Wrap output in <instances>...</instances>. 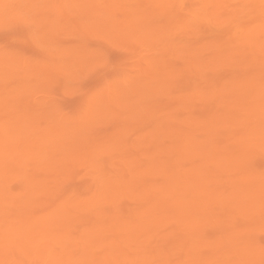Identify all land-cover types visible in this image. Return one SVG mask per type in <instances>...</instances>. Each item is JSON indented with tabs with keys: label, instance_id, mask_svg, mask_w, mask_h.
<instances>
[{
	"label": "rangeland",
	"instance_id": "rangeland-1",
	"mask_svg": "<svg viewBox=\"0 0 264 264\" xmlns=\"http://www.w3.org/2000/svg\"><path fill=\"white\" fill-rule=\"evenodd\" d=\"M261 23H264L263 0H0V264H188L186 248L193 245H186L190 236L181 223L183 212L192 209L187 207L188 200L184 201L188 211L180 210L182 203L178 208L174 199L168 200L165 207L171 211L173 206L174 212H167L171 217L155 223L147 234L137 232L144 223L141 217L152 203L157 205L160 201L159 189L165 175L153 163L159 158L158 153L169 149L172 139L168 135L179 141L190 136L204 140L203 130L197 132L193 127L205 116L220 114L223 96L220 91L228 87L232 82L228 78L235 75L234 65L229 62L233 52L239 53L243 63L239 69L261 74L264 83V52L258 51L254 41ZM113 25L119 27V32L117 29L110 32L108 27L112 29ZM249 38L252 41L247 43ZM244 55L248 60H244ZM210 60L214 68L212 64L206 65ZM198 63L200 67L195 66ZM206 66L212 67L213 72ZM172 70L176 75L167 76L168 72L173 74ZM164 72L168 80L161 76ZM155 76L160 78L157 81L167 82V86L161 84L163 87L157 91L153 84V88ZM139 77L145 81L149 78L145 84L150 90L148 85L145 89V84L135 82ZM255 80L257 83L253 79L252 85L256 88L260 79ZM206 87H211L208 92ZM179 94L185 102L180 104L185 108H180V104L177 107ZM211 94L218 100L214 96L215 100H202L205 95L210 99ZM174 98L178 99L173 105L176 108H170L177 109L176 113L168 111V105L175 103ZM172 111L175 121L171 118L173 113L169 114ZM175 127L181 131V137H174ZM221 132L222 137L212 143L235 151L233 147L239 146V139ZM263 152L250 153L251 161L239 165L251 166L250 173L264 175ZM172 160L167 159L170 165ZM183 164H186L183 169L191 167L189 161L184 160ZM215 165L209 167L217 170L222 166ZM171 169L168 167V171ZM232 177H223L222 181ZM233 179L240 187L249 184L244 175ZM224 191V197L231 192L228 187ZM234 205L233 201L229 206ZM261 208L257 214L252 212L250 218L234 216V226L229 229L235 232L234 236L240 231L251 234L255 251L254 247L251 252L248 250L251 253L248 259L239 258L241 245L233 243L228 247L233 253H226L227 247L222 249L223 253L201 249L198 264L205 260L216 264H224V260H229L226 264H264V206ZM174 209L179 211L177 216ZM213 213L210 221L201 223L204 242L223 241L232 216L228 209L216 208ZM114 218L118 219L116 224ZM94 234L101 235L100 239L95 240Z\"/></svg>",
	"mask_w": 264,
	"mask_h": 264
},
{
	"label": "bare ground",
	"instance_id": "bare-ground-1",
	"mask_svg": "<svg viewBox=\"0 0 264 264\" xmlns=\"http://www.w3.org/2000/svg\"><path fill=\"white\" fill-rule=\"evenodd\" d=\"M220 1V0H219ZM264 1V0H263ZM122 2V1H121ZM162 2V1H161ZM89 3V2H88ZM90 4V3H89ZM207 4V3H206ZM205 4V5H206ZM171 5V4H170ZM135 6V5H134ZM262 6V5H261ZM89 7H90V5H89ZM152 7V6H151ZM158 7V6H157ZM211 7V6H210ZM94 8V7H93ZM134 8V7H133ZM165 8V7H164ZM91 9V8H90ZM205 9V8H204ZM211 9V8H210ZM242 9V8H241ZM115 10V9H114ZM151 10V9H150ZM153 10V9H152ZM139 11V10H138ZM230 11V10H229ZM105 12V11H104ZM107 12V11H106ZM125 12V11H124ZM157 12V11H156ZM189 12V11H188ZM83 13V12H82ZM226 13V12H225ZM106 14H108V13H106ZM155 14V13H154ZM185 14V13H184ZM150 15V14H149ZM106 16V15H105ZM222 16V15H221ZM244 17V16H243ZM132 18V17H131ZM61 19V18H60ZM126 19V18H125ZM176 19V18H175ZM254 19V18H253ZM140 20H141V18H140ZM139 20V21H140ZM159 20V19H158ZM182 20V19H181ZM255 20V19H254ZM127 21H129V19L127 20ZM173 21H175V20H173ZM230 22V21H229ZM110 23V22H109ZM169 23V22H168ZM175 23V22H174ZM170 24V23H169ZM190 24V23H189ZM262 24V23H261ZM246 25V24H245ZM178 26V25H177ZM181 26V25H180ZM180 26H178L179 28H180ZM83 27V26H82ZM101 27V26H100ZM241 27V26H240ZM90 28V27H89ZM108 28H110L109 30H110V32L112 31L113 32V30H115V29H117V28H119V27H117V26H112V29H111V26H109ZM182 28H184V27H182ZM257 28V27H256ZM160 29V28H159ZM170 29V28H169ZM187 29V28H186ZM241 29V28H240ZM239 29V30H240ZM254 29V28H253ZM118 30V29H117ZM117 30H115L116 32H117ZM167 30V29H166ZM196 30V29H195ZM114 31V32H115ZM155 31H157V30H155ZM161 31V30H160ZM187 31V30H186ZM256 31V30H255ZM258 36L256 37V39L254 40L255 42H256V48L258 49V51L260 50V51H262V52H264V23L261 25V26H259V28H258ZM118 32H119V30H118ZM144 32V31H143ZM152 32L153 31H151V34H152ZM159 32V31H158ZM178 32V31H177ZM148 33V32H147ZM252 33V32H251ZM134 34V33H133ZM156 34V33H155ZM158 34V33H157ZM166 34V33H165ZM176 34V33H175ZM159 35V34H158ZM163 35V34H162ZM150 36V35H149ZM164 37V36H163ZM255 37V36H254ZM117 38V37H116ZM148 38V37H147ZM135 39V38H134ZM167 39V38H166ZM164 40V39H163ZM247 40V39H246ZM127 41H128V39H127ZM165 41V40H164ZM252 40H251V38H249L248 39V41H247V43H250ZM253 41V42H254ZM163 42V41H162ZM120 43V42H119ZM126 43V42H125ZM141 43V42H140ZM214 43V42H213ZM165 44V43H164ZM216 44H217V42H216ZM243 44V43H242ZM255 44V43H254ZM142 45V44H141ZM245 45V44H244ZM143 46V45H142ZM194 46V45H193ZM123 47V46H122ZM162 47V46H161ZM233 48H234V46H232ZM239 47V46H238ZM244 47V46H243ZM165 48V47H164ZM250 48V47H249ZM172 49H174V48H172ZM171 49V50H172ZM186 49V48H185ZM205 49V48H204ZM208 49V48H207ZM242 49V48H241ZM136 50V49H135ZM243 50H244V48H243ZM242 50V51H243ZM196 51V50H195ZM203 51V50H202ZM214 51V50H213ZM230 51V50H229ZM232 51V50H231ZM237 51V50H236ZM98 52V51H97ZM166 52V51H165ZM247 52V51H246ZM250 52V51H249ZM100 53V52H99ZM184 53V52H183ZM238 53V52H237ZM237 53H235V52H233V54L231 55V60H229V62L230 63H232V65H234L233 66V68H235L234 69V72H233V74H235V75H232V77H229L228 79H229V81H232V82H230V84H227V82H224V83H226L227 85H228V87L226 86V89H221L222 87H223V85H225V84H220L222 87L220 88L222 91H220V89L218 90V91H220L221 93H220V95H223L222 96V98H221V101L219 102L220 104H219V109H221V112H220V114L219 115H216V114H213V116L212 117H208L207 116V118H205L204 117V119L203 120H200V121H198V123L197 122H195V123H197V124H195L196 126H194V125H192V127L193 128H195L194 130H196L197 131V129H198V131H200L201 132V130H203V132L205 133V138H204V140H200L198 137H195V136H190V137H186V138H184V139H182L181 140V138H180V141L179 140H175L174 138H173V136H172V138H170V136L171 135H168V132L169 131H167V134H165V135H168L169 136V140H171L172 139V141H171V144H170V147H169V149H166L165 147V151H164V153H162L161 152V154L160 153H158L159 154V158L157 159V161H156V159H155V161H154V159H153V161H154V163L153 164H155V163H157V167H158V169L161 171V172H163V174L165 175L164 176V182L162 183V185L160 186V189H159V193H160V196H159V200L161 201H159V203L157 202V205L156 204H151V206L147 209V211H146V213H144V214H146V215H143V217H141L142 219V222H144L143 224H141L142 226H141V228H138V230H137V232H140L141 230L143 231V233H145V234H147L148 232H150V230L152 229V227L154 226V224L155 223H162L163 221H166L169 217H171L170 215H168L167 216V212H171V211H173V206H172V210L170 211V210H168V209H166V207H167V201L168 200H170L171 199V201H172V199H174L173 200V202L174 201H176L177 202V204L179 205V204H181L182 206V208H180V205L178 206V208H180V210L181 209H183V208H185L184 207V205H185V202L184 201H186V200H188V202H186V204L188 203V205L189 206H187L188 208L190 207V209L192 208L193 209V211H192V209L189 211V212H186L185 211V209H187V211L189 210L188 208H185L184 209V211L186 212L185 214H184V212H183V214H182V218H181V215H180V218L182 219V222L181 221H179V223L181 222V223H183L182 225L184 226V228H185V230L187 231V236H190L189 238H190V240L189 241H187V243H186V245L188 244H190V245H193V247L192 248H186L187 250V252H185V253H187V259H188V264H198L199 263V261H201V258H202V255L200 254V250L201 249H209V250H217V251H219V253H220V250L222 251V253L224 252L223 250L227 247V249H228V247L230 248V246L229 245H231V244H233V243H239L241 246H238L239 248H240V256H239V258L242 260V261H244L245 260V258L246 259H248V257H249V255L251 254L250 252H251V250L253 249V247H254V244L252 245V239H250V232L248 233V234H250V235H246L247 234V232L245 233V232H243V231H240L239 233L237 232V235L238 234H240V235H236L235 234V236L233 235L235 232H232V231H229V229L230 228H232L233 226H234V221H235V219H234V216H236V215H238V214H240L241 216H244V215H246V218H250V215L252 214V212H254L255 211V213L257 214L259 211L258 210H260V209H262L261 207H263L264 206V175L263 174H259V173H250V171H252V170H250V167L248 166V167H246L245 165L244 166H242L241 164V167H240V165H239V163H242V162H248L249 160H250V157L252 156H250L249 157V154L250 153H252L253 155H254V153L253 152H257L258 153V151H264V83L262 84L261 82H263V81H261V79H263V77L261 78V74H257L256 73V75H253V74H251V73H245L242 69H239V68H241V65H243V63L242 62H240V60H239V53L237 54ZM163 54V53H162ZM165 54H167V53H165ZM251 54V53H250ZM159 55V54H158ZM171 55H173V54H171ZM161 56V55H160ZM163 56H164V54H163ZM200 56V55H199ZM227 56V55H226ZM229 56H230V53H229ZM228 56V57H229ZM177 57V56H176ZM196 57V56H195ZM253 57V56H252ZM263 57V56H262ZM82 58V57H81ZM168 58V57H167ZM172 58V57H171ZM199 59L200 58H202V57H198ZM204 58H206V57H204ZM215 59H217L216 57H214ZM214 58H213V60H214ZM256 58V57H255ZM219 59V58H218ZM254 59V58H253ZM260 59V58H259ZM192 60V59H191ZM202 60V59H201ZM212 60V59H211ZM210 60V61H211ZM212 60V61H213ZM244 60H248V59H246L245 58V55H244ZM256 59H254V61H255ZM68 61V60H67ZM199 62H200V60H198ZM212 61H211V63H207L206 65H210V64H212ZM241 61H242V59H241ZM250 61V60H249ZM263 61V60H262ZM143 62V61H142ZM158 63V62H157ZM156 63V64H157ZM205 63V62H204ZM213 63H215L214 61H213ZM248 63V62H247ZM246 63V64H247ZM264 63V62H263ZM150 64V63H149ZM155 64V65H156ZM249 65H251L252 63H248ZM260 64H261V62H260ZM135 65H136V63H135ZM160 65V64H159ZM159 65H157V66H159ZM194 65V64H193ZM198 66L199 65V63L198 64H195V66ZM230 65V64H229ZM248 65V66H249ZM262 65V64H261ZM157 66H155V67H157ZM201 66V64L198 66V67H200ZM212 66H213V64H212ZM257 66V65H256ZM133 67H135V66H133ZM169 67V66H168ZM207 68H208V66H206ZM251 67V66H250ZM162 68V67H161ZM195 68V67H194ZM202 68V67H201ZM204 68V67H203ZM202 68V70H204ZM206 68V70H205V73H206V71H207V73H208V69ZM212 70H213V68H214V66H213V68L212 67H210ZM257 68V67H256ZM136 69V68H135ZM172 69V68H171ZM211 69H209L210 71H212ZM165 71H166V68L164 69ZM191 70V69H190ZM201 70V71H202ZM193 71H194V69H193ZM196 71H198L197 69H196ZM263 71V70H262ZM168 72V71H167ZM178 72V71H177ZM199 72V71H198ZM213 72V71H212ZM255 71L253 70V73H254ZM57 73V72H56ZM172 73H173V70H172ZM201 73V72H200ZM207 73H206V76H207ZM124 74V73H123ZM156 74V73H155ZM169 74H170V76L171 75H173V76H175L176 74H175V71H174V73L173 74H171L170 72H168V74L166 73V75L167 76H169ZM175 74V75H174ZM186 74H188L187 72H186ZM196 74H198V73H196ZM213 74V73H212ZM152 75V74H151ZM159 75V74H158ZM157 75V76H158ZM163 75H165V72L161 75V76H163ZM199 75V74H198ZM209 76H210V74H208ZM157 76H155V77H157ZM160 76V75H159ZM158 76V77H159ZM160 76V77H161ZM164 77L166 80H168L167 78L168 77ZM173 76H172V79L174 80V78H173ZM190 76H192V74L191 75H189V77ZM229 76V75H228ZM156 78L155 79V81L156 82H151V80H150V82L152 83L151 84V86L154 84V85H156V90L158 89V90H160V88L161 87H163V85H165L166 84V86H167V82H165V84L163 83L164 81L162 80V79H164L163 77H161L162 79L161 80H158L157 81V79H160V78ZM199 76H197V78H198ZM211 77V76H210ZM215 77V76H214ZM224 77V76H223ZM170 78V77H169ZM227 78V77H226ZM230 78H231V80H230ZM255 78H259L260 79V84L258 85V87L256 86V88L255 87H253V85H252V80L254 79V81H255V84L257 83L256 82V80H255ZM137 79V78H136ZM135 79V82H137V81H139V83L137 82V84L138 85H144L145 84V82L149 79V78H147V80L145 81L144 79L145 78H143L142 79V77L140 78H138L137 80ZM212 79H214L213 77H212ZM140 80H143L144 81V83L143 84H141V81ZM153 80H154V75H153ZM185 80V79H184ZM162 83H161V82ZM172 81V80H171ZM170 80H169V82H171ZM208 81V80H207ZM228 81V80H227ZM129 82V81H128ZM133 82V81H132ZM131 81H130V84L132 83ZM199 82V81H198ZM211 82V81H210ZM147 83H149V80L147 81ZM145 84L144 85V87H145V89H149V85L148 84ZM158 83H160L158 86H159V88H158V86H157V84ZM175 83V80H174V82L172 83V85ZM212 83V82H211ZM213 83H214V81H213ZM116 84V83H115ZM133 84V83H132ZM136 84V83H135ZM161 84H163V85H161ZM146 85H148V87L146 88ZM152 86L153 88H155V86ZM186 85H187V83H186ZM210 85V84H209ZM208 85V86H209ZM134 86V85H133ZM169 86V85H168ZM171 86V85H170ZM176 86V85H175ZM210 86H213V85H210ZM217 86V85H216ZM216 86H214V89H215V87ZM126 87H127V85H126ZM143 87V88H144ZM165 87V86H164ZM173 86H171V88H172ZM181 87V86H180ZM132 88V87H131ZM137 88V87H136ZM165 88H168V87H165ZM177 88V87H176ZM175 88V89H176ZM210 88L211 87H208V89L210 90ZM145 89H144V91H145ZM163 89V88H162ZM161 89V90H162ZM174 89V90H175ZM180 89V88H179ZM201 89V88H200ZM206 89H207V87H206ZM205 89V90H206ZM206 90V92H208L209 90ZM218 89V88H217ZM29 90V89H28ZM134 90H135V88H134ZM133 90V91H134ZM140 90V92H142L141 91V89H139ZM150 90V89H149ZM154 90V93L156 92V90L155 89H153ZM153 90H151L152 92H153ZM157 90V91H158ZM164 90V89H163ZM166 90V89H165ZM168 90H170L169 88H168ZM167 90V92L169 93V91ZM182 90V89H181ZM180 90V93H182V91ZM136 91V90H135ZM176 91V90H175ZM175 91H174V93H175ZM200 91V90H199ZM198 91V92H199ZM213 91V87H212V89H211V92ZM130 92V94H131V92L132 91H129ZM128 92V93H129ZM139 92V93H140ZM163 92V94H164V91H162ZM179 92V91H178ZM224 92L225 93H227L226 94V96H224L225 94H224ZM136 93V92H135ZM149 93H150V91H149ZM148 93V94H149ZM153 93V94H154ZM157 93V92H156ZM213 93H216V96H217V92H213ZM133 94V96H137V95H135L134 93H132ZM131 94V95H132ZM176 94V93H175ZM185 94V93H184ZM187 94V93H186ZM185 94V95H186ZM199 94V93H198ZM206 94H210V92L209 93H206ZM219 94V93H218ZM106 95V94H105ZM126 95H129V94H126ZM159 95V94H158ZM158 95H156V96H158ZM161 95V94H160ZM167 95V94H166ZM174 95V94H173ZM185 95H184V97H185ZM200 95V94H199ZM109 95H106V97H108ZM130 96V95H129ZM154 96V95H153ZM155 96V97H156ZM162 96V95H161ZM170 96V95H169ZM177 96V95H176ZM175 96V97H176ZM181 96H183V95H181ZM189 96V95H188ZM193 96V95H192ZM203 97H205V99H202V100H206V98H207V100L206 101H208V100H211V99H213V100H218L217 98H216V96L215 95H212L211 94V98L209 99L208 97L209 96H207V95H202ZM212 96H214V98H212ZM126 98V100L127 101H125V102H127V104H129L128 103V100L129 99H127V96H125ZM131 97V96H130ZM140 97V96H139ZM147 97V96H146ZM167 97V96H166ZM180 97V94L178 95V97H176V98H179ZM187 97V96H186ZM202 97V98H203ZM218 97H219V95H218ZM109 98V97H108ZM189 98V97H188ZM192 98V97H191ZM194 98V97H193ZM192 98V99H193ZM119 99V98H118ZM139 99V98H138ZM142 99V98H141ZM146 99V98H145ZM149 99V98H148ZM153 99V98H152ZM167 99H169V98H167ZM166 99V100H167ZM175 99V98H174ZM91 100V99H90ZM113 100V99H112ZM132 100V99H131ZM156 100H157V98H156ZM159 100H160V98H159ZM109 101V100H108ZM145 101V100H144ZM154 101V100H153ZM152 101V102H153ZM164 101V100H163ZM178 102V99H175V103L172 101V106H169L168 105V108H169V110L168 111H171V110H173V111H177V109H175L176 108V106H173L174 104L176 105V103ZM189 101V100H188ZM212 101V100H211ZM26 102V101H25ZM130 102V101H129ZM180 102H181V104L182 105H185V102H184V100L183 99H180L179 98V103H177V107H179L181 104H180ZM192 104H193V102H192V100L190 101ZM198 102V101H197ZM205 102V101H204ZM164 103H166V102H164ZM163 103V104H164ZM167 103H168V101H167ZM169 103H171V102H169ZM103 105H104V103H102ZM136 104H138V103H136ZM141 105H142V102L140 103ZM180 104V105H179ZM203 104V103H202ZM206 104V103H205ZM87 105V104H86ZM156 105V104H155ZM181 105V106H182ZM199 105V104H198ZM118 106V105H117ZM137 106V105H136ZM146 106V105H145ZM161 106V105H160ZM167 106V105H166ZM165 106V107H166ZM191 106V105H190ZM193 106H194V104H193ZM16 107V106H15ZM48 107V106H47ZM129 107V106H128ZM156 107V106H155ZM170 107H175L174 109L172 108H170ZM28 108V107H27ZM152 108V107H151ZM180 108H185V107H180ZM196 108V107H195ZM244 108V109H243ZM120 109H123V108H121L120 107ZM119 109V110H120ZM136 109V108H135ZM138 109V108H137ZM136 109V110H137ZM140 109V108H139ZM167 109V108H166ZM191 109V111H192V107L190 108ZM194 109V108H193ZM218 109V110H219ZM100 110V109H99ZM118 110V111H119ZM135 110V111H136ZM181 110V109H180ZM202 110V109H201ZM218 110H216V112L218 111ZM101 111V110H100ZM117 111V112H118ZM132 111V110H131ZM133 111H134V108H133ZM141 111H142V109H141ZM153 111H154V109H153ZM152 111V112H153ZM160 111V110H159ZM165 111V110H164ZM173 111L171 112V113H169V114H172L173 113ZM176 111L174 112V113H176ZM86 112V111H85ZM94 112V111H93ZM154 112H156V111H154ZM197 112V111H196ZM174 113L172 114V116H171V118L173 117V115H174ZM206 113H208L209 114V112H206ZM99 114V113H98ZM117 114V113H116ZM119 114V113H118ZM131 114V113H130ZM148 114V113H147ZM158 114V113H157ZM165 114H166V112H165ZM211 114V113H210ZM53 115V114H52ZM100 115V114H99ZM99 115H98V118H99ZM154 115V114H153ZM178 115V114H177ZM104 116V115H103ZM119 116H121L120 114H119ZM161 116V115H160ZM164 116V115H163ZM9 117H11V116H9ZM92 117H94V116H92ZM102 117V116H101ZM100 117V118H101ZM123 116H121V118H122ZM130 117V116H129ZM135 117H137L136 115H135ZM162 117V116H161ZM165 117V116H164ZM168 117V116H167ZM177 117L178 116H176V120H177ZM188 117V116H187ZM198 118H199V116H197ZM103 118V117H102ZM118 118V117H117ZM174 118V117H173ZM172 118V119H173ZM179 118V117H178ZM181 118V117H180ZM189 118V117H188ZM35 119V118H34ZM33 119V120H34ZM47 119V118H46ZM93 119V118H92ZM105 119V117L103 118V120ZM107 119V118H106ZM96 120V119H95ZM100 120H102V119H100ZM174 120V119H173ZM182 120V119H181ZM180 120V121H181ZM12 121V120H11ZM119 121V120H118ZM130 121H131V119H130ZM171 121V120H170ZM175 121V120H174ZM178 121V120H177ZM177 121H176V123H177ZM179 121V122H180ZM197 121V120H196ZM41 122V121H40ZM164 122H165V120H164ZM163 122V123H164ZM167 122V121H166ZM184 122H187V120H185ZM192 122V121H191ZM193 122H194V120H193ZM12 123V122H11ZM30 123H31V121H30ZM138 123V122H137ZM159 123V122H158ZM128 124V123H127ZM142 124V123H141ZM22 125V124H21ZM160 125V124H159ZM178 125V124H177ZM10 126V125H9ZM13 126V125H12ZM70 126H71V124H70ZM165 126V125H164ZM163 126V127H164ZM172 126V125H171ZM173 126H175V125H173ZM188 126H190V125H188ZM32 127H33V124H32ZM130 127V126H129ZM160 127H161V125H160ZM167 127V126H166ZM187 127V126H186ZM106 128V127H105ZM104 128V129H105ZM165 128V127H164ZM11 129V128H10ZM95 129V128H94ZM148 129V128H147ZM154 129V128H153ZM161 129V128H160ZM174 129L176 130L177 129V131H176V133H174V134H176L174 137H181V134L182 133H180L181 131H178V128H173V131H174ZM181 129V128H180ZM32 130H33V128H32ZM102 130V129H101ZM119 130V129H118ZM155 130V129H154ZM153 130V131H154ZM156 130H157V126H156ZM164 130V129H163ZM123 131H124V129H123ZM152 131V132H153ZM160 131V130H159ZM197 131V132H198ZM221 131H225L226 132V134H228V135H230L231 137H236V138H238L239 139V141H240V144H239V146H235V147H233V148H235L236 150L235 151H233V150H231V151H229V150H226V149H222V148H220L217 144L215 145V144H213L212 142L214 141V140H219L222 136H221ZM6 132V131H5ZM33 132V131H32ZM102 132V131H101ZM184 132V131H183ZM185 132H187V130L185 131ZM190 132V131H189ZM195 132V131H194ZM202 132V133H203ZM96 133V132H95ZM149 133V132H148ZM151 133V132H150ZM154 133V132H153ZM171 133H173V132H171ZM188 133V132H187ZM3 134V133H2ZM85 134V133H84ZM191 134V133H190ZM5 135V134H4ZM118 135H119V132H118ZM149 134H147V136H148ZM153 135V134H152ZM151 135V136H152ZM164 134H163V132H162V136H163ZM146 136V137H147ZM159 136V135H158ZM31 137V136H30ZM81 137V136H80ZM150 137V136H149ZM154 137V136H153ZM226 137H227V135H226ZM82 138V137H81ZM114 138V137H113ZM156 137H154V139H155ZM159 138V137H158ZM162 137H160V139H161ZM31 139H32V137H31ZM115 139H118V138H116V136H115ZM153 139V140H154ZM159 139V140H160ZM146 140V139H145ZM151 140V139H150ZM165 140V139H164ZM32 141H34V140H32ZM32 141H28L29 143H34V142H32ZM114 141V140H113ZM163 141V140H162ZM237 141V140H236ZM72 142V141H71ZM112 142V141H111ZM152 142V145H153V141H151ZM154 142H156V141H154ZM25 143V142H24ZM109 143V142H108ZM148 143V142H147ZM160 143V142H159ZM164 143V142H163ZM166 143V142H165ZM215 143H216V141H215ZM34 144H36V143H34ZM33 144V145H34ZM88 144V143H87ZM31 145V144H30ZM70 145V144H69ZM150 145V144H149ZM149 145H147V146H149ZM225 145V144H224ZM155 146H158V145H155ZM155 146H153V147H155ZM161 146H162V144H161ZM1 148H2V146H0ZM163 147V146H162ZM113 148H115V146L113 147ZM39 149V148H38ZM62 149H63V147H62ZM160 149V148H159ZM160 149V150H161ZM105 150V149H104ZM118 150V149H117ZM159 150V151H160ZM22 151H23V149H22ZM116 151V150H115ZM154 151H155V149H154ZM23 153V152H22ZM119 153V152H118ZM130 153V152H129ZM151 153V152H150ZM156 153H157V151H156ZM256 153V154H257ZM264 153V152H263ZM15 154V153H14ZM98 155V154H97ZM121 155H122V153H121ZM161 155H165V156H161ZM22 156V155H21ZM105 156V155H104ZM103 156V157H104ZM119 156V155H118ZM153 156V155H152ZM156 156V155H155ZM168 156L171 158V156H172V158H174V157H176V158H174L173 160H174V162H172L171 163V165H170V163H168V161H167V159L170 161V160H172V158L170 159V158H168ZM81 157V156H80ZM150 157V156H149ZM97 158V157H96ZM151 159H152V157H151ZM172 160V161H173ZM181 160H183L182 162L184 163V160H186V161H189L190 162V165H191V167L189 168V169H183L182 167H183V163H180V164H178ZM122 161V160H121ZM128 161V160H127ZM152 161V162H153ZM251 161V160H250ZM29 162V161H28ZM151 162V163H152ZM174 163V164H173ZM213 164H216V165H218V164H220V165H222L219 169L220 170H218V168H217V170H213L212 168H210L209 167V165L211 166V165H213ZM186 165V164H185ZM184 165V166H185ZM215 165V166H216ZM237 165V166H236ZM239 165V166H238ZM247 165V164H246ZM251 165V164H250ZM254 165V164H253ZM99 166H101V165H99ZM155 166V167H156ZM170 166H171V170H169L168 171V167H169V169H170ZM219 166V165H218ZM116 167V166H115ZM141 167V166H140ZM181 168L180 170H177L176 168ZM214 167V166H213ZM138 169V168H137ZM176 169V170H175ZM214 169H216V168H214ZM251 169H252V167H251ZM30 170V169H29ZM140 170V169H139ZM234 170H237V171H234ZM159 172V171H158ZM231 172H234V173H236V174H234V176H233V174L231 175ZM136 173V172H135ZM138 173V172H137ZM239 173V174H238ZM162 174V175H163ZM116 175V174H115ZM148 175V174H147ZM237 175H244V178H245V180L249 183V184H247L246 186H242V187H240L239 185H237V183H236V180H234L233 179V177H235V176H237ZM143 176V175H142ZM232 177V178H230V179H228V181L227 182H223L222 181V178L223 177H226V178H228V177ZM133 177V176H132ZM145 177V176H144ZM113 178V177H112ZM242 178V177H241ZM136 179V178H135ZM142 179H143V177H142ZM6 181V180H5ZM131 182V181H130ZM145 182V181H144ZM137 184V183H136ZM116 186V185H115ZM125 186V185H124ZM144 186H146L145 184H144ZM141 187H143V186H141ZM150 187V186H149ZM224 187H228V189H230L231 190V192L226 196V197H224L223 195H224V193H225V191H224ZM119 188V187H118ZM1 189V188H0ZM113 189V188H112ZM126 189V188H125ZM141 189V188H140ZM158 189V188H157ZM114 190V189H113ZM148 190V189H147ZM111 191V190H110ZM150 191H152V189L150 190ZM124 192H126V191H124ZM133 192V191H132ZM145 192V191H144ZM148 192V191H147ZM111 193V192H110ZM149 193V192H148ZM113 194H114V192H113ZM115 194H116V190H115ZM119 194V193H118ZM131 194V193H130ZM146 194V193H145ZM86 195V194H85ZM109 195V194H108ZM107 195V196H108ZM122 195V194H121ZM111 196V195H110ZM114 196H117V195H114ZM150 196V195H149ZM1 198H3V197H1ZM114 198H116V197H114ZM118 198V197H117ZM147 198V197H146ZM151 198H152V196H151ZM154 198H155V196H154ZM4 199V198H3ZM32 199V198H31ZM5 200V199H4ZM3 200V201H4ZM108 200H109V198H108ZM111 200V199H110ZM148 200V199H147ZM6 201V200H5ZM150 201V200H149ZM153 201V200H152ZM234 201V203H235V205L234 206H229L230 205V203L231 202H233ZM19 202V201H18ZM176 202H174L175 204H176ZM107 203V202H106ZM111 203V202H110ZM169 203H170V201H169ZM173 203V204H174ZM6 204V203H5ZM19 205V204H18ZM165 205H166V207H165ZM262 205V206H261ZM72 206V205H71ZM79 206V205H78ZM176 206V205H175ZM174 206V208H176ZM76 207V206H75ZM169 207H171L170 205H168V208ZM259 209H258V208ZM216 208H220V209H228L230 212H231V218L229 217V219H228V222H227V226H226V230H225V235H224V237H225V239L223 240V241H221V240H216L215 242H213V243H210V242H204V238L205 237H203L202 236V229H201V226H202V224L201 223H203V221H210V218L212 219V217H214L215 216V214L213 213V209H216ZM66 209V208H65ZM81 209V208H80ZM103 209V208H102ZM246 209H247V211H246ZM84 210V209H83ZM167 210V211H166ZM175 210V215H176V213L177 212H179V211H176V209H174ZM178 210V209H177ZM1 211H2V208H1ZM182 211V210H181ZM180 211V213H182ZM192 211V212H191ZM263 211V210H262ZM174 212V211H173ZM0 213H2V212H0ZM97 213V212H96ZM263 213H264V211H263ZM143 214V213H142ZM159 214V215H158ZM13 215V214H12ZM18 215H19V213H18ZM35 215V214H34ZM178 215V214H177ZM176 215V216H177ZM259 215V214H258ZM53 216V215H52ZM157 216H158V218L160 217L161 219H158L157 218ZM174 216V215H173ZM249 216V217H248ZM113 217H117V216H113ZM119 217V216H118ZM157 218V219H154V218ZM16 218V217H15ZM20 217H18V219H19ZM51 218V217H50ZM82 218V217H81ZM92 218V217H91ZM109 218V217H108ZM108 218H106L107 220H108ZM176 218V217H175ZM113 219V218H112ZM111 219V217L109 218V220H112ZM177 219H178V217H177ZM232 219V220H231ZM260 219V218H259ZM263 219V218H262ZM20 220H21V218H20ZM56 220V219H55ZM115 220V221H114ZM114 224H116L117 223V220L118 219H115L114 218ZM234 220V221H233ZM18 221V220H17ZM41 221V220H40ZM178 221V220H177ZM5 222V221H4ZM172 222V221H171ZM18 223V222H17ZM260 223V222H259ZM262 223H264V221L262 222ZM91 224V223H90ZM156 224V225H157ZM201 224V225H200ZM28 225V224H27ZM199 225V226H198ZM233 225V226H232ZM7 226V225H6ZM110 226V225H109ZM123 226V225H122ZM121 226V227H122ZM186 226V227H185ZM13 227V226H12ZM124 227V226H123ZM260 227V226H259ZM262 227V226H261ZM19 228V227H18ZM27 228V227H26ZM30 228V227H29ZM31 228H32V226H31ZM112 228V227H111ZM154 228H155V226H154ZM250 228V227H249ZM264 228V227H263ZM108 229H110L109 227H108ZM98 230V229H97ZM19 231H21V230H19ZM32 231V230H31ZM44 231V230H43ZM51 231V230H50ZM79 231V230H78ZM123 231V230H122ZM142 231L140 232V234L139 235H141V234H143L142 233ZM148 231V232H147ZM42 232V231H41ZM124 232V231H123ZM134 232V231H133ZM231 232V233H230ZM126 232H124V234H125ZM126 234H128V233H126ZM62 235V234H61ZM114 235V234H113ZM130 235V234H129ZM149 235V234H148ZM33 236V235H32ZM93 237H95V240H99L100 239V237H101V235H96V234H94V235H92ZM133 236L134 237H137L135 234H133ZM162 236V235H161ZM58 237V236H57ZM139 237V236H138ZM216 237V236H215ZM223 237V238H224ZM60 238V237H59ZM89 238V237H88ZM180 238V237H179ZM188 238V239H189ZM47 239V238H46ZM69 239V238H68ZM60 240V239H59ZM46 241V240H45ZM64 241V240H63ZM79 241H81V240H79ZM93 241V240H92ZM127 241V240H126ZM161 241V240H160ZM186 241V240H185ZM20 242V241H19ZM23 242V241H22ZM36 242V241H35ZM74 242V241H73ZM87 242V241H86ZM128 242H130V243H132V242H134L133 240H128ZM91 243V242H90ZM24 244V243H23ZM72 244V243H71ZM134 244V243H133ZM174 244V243H173ZM5 245V244H4ZM80 245V244H79ZM97 245V244H96ZM118 245V244H117ZM235 245V244H234ZM238 245V244H237ZM251 245H252V247H251ZM18 246V245H17ZM158 246V245H157ZM130 247V246H129ZM45 249V248H44ZM85 250H86V248H84ZM104 249V248H103ZM150 249V248H149ZM223 249V250H222ZM225 250L226 251V253L229 251V249L228 250ZM250 249V252L248 251ZM77 250V249H76ZM153 250V249H152ZM157 250V249H156ZM230 250H233V247L230 249ZM248 251V252H247ZM254 251H255V247H254V249H253V253H254ZM109 252V251H108ZM147 252H148V250H147ZM169 252V251H168ZM230 252H232V251H229V253ZM83 253V252H82ZM157 253V252H156ZM171 253H172V251H171ZM233 253V252H232ZM250 253V254H249ZM75 254V253H74ZM111 254V253H110ZM150 254V253H149ZM204 254H206V253H204ZM28 255V254H27ZM101 255V254H100ZM223 255V254H222ZM66 256V255H65ZM83 256V255H82ZM152 256V255H151ZM161 256H163L162 254H161ZM210 256H212V255H210ZM215 256V255H214ZM213 256V257H214ZM223 256H226V254L225 255H223ZM28 257V256H27ZM38 257V256H37ZM136 257V256H135ZM164 257V256H163ZM227 257V256H226ZM224 258V257H223ZM228 258V257H227ZM46 259V258H45ZM49 259V258H48ZM145 259H147V258H145ZM150 259V258H149ZM225 259V258H224ZM244 259V260H243ZM65 260V259H64ZM110 260V259H109ZM136 260H137V258H136ZM213 260V259H212ZM219 260V259H218ZM250 260V259H249ZM248 260V261H249ZM85 261H86V259H85ZM151 261V260H150ZM164 261V260H163ZM170 261V260H169ZM179 261V260H178ZM217 261V260H216ZM225 261L228 263V261L229 260H224V264H226L225 263ZM21 262H23V261H21ZM155 262V261H154ZM182 262V261H181ZM40 263V262H39ZM63 263V262H62ZM161 263V262H160ZM176 263V262H175ZM232 263V262H231ZM242 263H244V262H242ZM242 263H240V264H242ZM25 264V263H24ZM174 264V263H173ZM177 264V263H176ZM202 264H216V262L215 261H211V262H208V261H204V262H202Z\"/></svg>",
	"mask_w": 264,
	"mask_h": 264
}]
</instances>
